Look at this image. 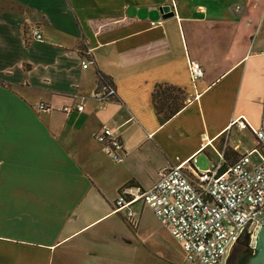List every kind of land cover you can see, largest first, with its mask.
<instances>
[{
  "label": "crops",
  "instance_id": "0c3cea01",
  "mask_svg": "<svg viewBox=\"0 0 264 264\" xmlns=\"http://www.w3.org/2000/svg\"><path fill=\"white\" fill-rule=\"evenodd\" d=\"M189 59L205 70L196 83ZM158 83L186 97L163 123ZM236 118L264 122V0H0V264H175L157 253L178 251L152 208L135 202L130 224L115 202L164 167L223 153L226 168L256 149ZM106 125L121 161L96 140Z\"/></svg>",
  "mask_w": 264,
  "mask_h": 264
},
{
  "label": "built area",
  "instance_id": "2783aa9c",
  "mask_svg": "<svg viewBox=\"0 0 264 264\" xmlns=\"http://www.w3.org/2000/svg\"><path fill=\"white\" fill-rule=\"evenodd\" d=\"M32 34L36 39L43 37L39 27H34ZM188 64L191 80L196 83L203 78L204 67L192 59ZM86 65L84 62L83 66ZM114 94V88H107L100 98ZM38 109L52 107L40 103ZM57 109L71 114L83 111L85 105L75 102ZM232 124L241 129L251 127L257 148L242 154L226 168H223V153L219 154L218 161L203 170L195 167L194 160L164 167L150 188L122 189L115 210L123 213L130 224H135L133 204L137 201L148 204L173 237L182 243L187 258L197 264H227L230 252L240 241L245 242L248 253L254 254L264 225V122L253 127L245 118H236ZM96 140L114 161L122 160L123 144L116 128L103 126ZM254 151L260 154L258 161L252 159Z\"/></svg>",
  "mask_w": 264,
  "mask_h": 264
},
{
  "label": "trees",
  "instance_id": "16d2710c",
  "mask_svg": "<svg viewBox=\"0 0 264 264\" xmlns=\"http://www.w3.org/2000/svg\"><path fill=\"white\" fill-rule=\"evenodd\" d=\"M107 80L106 76L99 73V84ZM153 103L160 121L166 122L185 106V94L180 88L166 83H158L152 92ZM246 255H250L246 253Z\"/></svg>",
  "mask_w": 264,
  "mask_h": 264
},
{
  "label": "rangeland",
  "instance_id": "374dc122",
  "mask_svg": "<svg viewBox=\"0 0 264 264\" xmlns=\"http://www.w3.org/2000/svg\"><path fill=\"white\" fill-rule=\"evenodd\" d=\"M208 162H209L208 158L204 154H201L200 157H199V166L206 167ZM140 235L143 238H145L146 240H148V244H149V246L151 248H153V250H155V251L160 250L161 245H157L156 244V240H154L153 237L151 236V230H144V231L140 230ZM172 240L173 241H170V244L171 245L175 244V246L173 248H174V250H177L179 253L178 252H174V253L168 252L167 253L166 251L165 252H163V251L162 252H157V253H161V254L165 255L164 257L166 259H168L169 261H171V262H173L175 264H197V262L191 261L188 258H187V261H186L185 257L183 256L180 244L177 243L175 241V239H172ZM171 249H172V247H171ZM251 255L252 254L246 255V257H245V259H246L245 261L246 262L249 261V258H250ZM144 264H157V262L153 261V259H150L148 262H145ZM227 264H230L229 260H228Z\"/></svg>",
  "mask_w": 264,
  "mask_h": 264
},
{
  "label": "flooded vegetation",
  "instance_id": "af4514ba",
  "mask_svg": "<svg viewBox=\"0 0 264 264\" xmlns=\"http://www.w3.org/2000/svg\"><path fill=\"white\" fill-rule=\"evenodd\" d=\"M246 253H248V248L245 246L244 241H240L229 254L228 260L230 264H248V262L245 261Z\"/></svg>",
  "mask_w": 264,
  "mask_h": 264
},
{
  "label": "water",
  "instance_id": "95a60500",
  "mask_svg": "<svg viewBox=\"0 0 264 264\" xmlns=\"http://www.w3.org/2000/svg\"><path fill=\"white\" fill-rule=\"evenodd\" d=\"M165 9L169 11L168 6ZM248 264H264V225L259 233L257 250L250 256Z\"/></svg>",
  "mask_w": 264,
  "mask_h": 264
}]
</instances>
